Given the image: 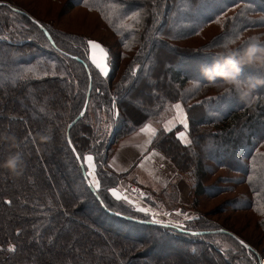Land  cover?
<instances>
[{"label": "trees", "instance_id": "16d2710c", "mask_svg": "<svg viewBox=\"0 0 264 264\" xmlns=\"http://www.w3.org/2000/svg\"><path fill=\"white\" fill-rule=\"evenodd\" d=\"M0 3V56L13 76L0 84V264H264L255 245L214 221L199 223V218L192 225L159 226L111 214L152 220L112 198L108 188L117 183V176L102 169L120 137L166 114L169 103L185 101L190 103V143L180 140L178 128L160 129L155 147L181 172L187 169L185 155L196 156L199 196L208 195L207 188L213 194L218 191L203 185L201 161L206 153L215 167L239 171L241 178L234 182L248 193L234 208L262 216L264 67L242 65L237 87L221 77L209 81L201 65H212L226 49H241L250 37L264 45V0H70L71 9L81 7L100 16L119 49L138 46L114 84L118 57L107 42L99 40L111 67L106 83L85 55L87 41L94 38L55 29L12 0ZM13 8L41 22L54 45L30 17ZM17 18L31 24L36 34L16 25ZM212 25L219 33L204 47L172 43L199 36ZM136 62L140 67L134 71L129 66ZM90 87L89 105L94 98L109 116L105 123L112 130L110 138H102L86 122L89 105L69 136L82 163L86 154L94 156L97 192L106 208L88 186L67 135ZM130 105L137 116L128 111ZM14 149L22 154V162L12 171L3 165ZM260 223L264 229V220ZM218 228L229 230L250 248L228 234L181 230ZM75 236L76 251L71 248Z\"/></svg>", "mask_w": 264, "mask_h": 264}, {"label": "rangeland", "instance_id": "374dc122", "mask_svg": "<svg viewBox=\"0 0 264 264\" xmlns=\"http://www.w3.org/2000/svg\"><path fill=\"white\" fill-rule=\"evenodd\" d=\"M70 0H12V2L17 3L20 6H23L25 9L29 10L36 16L45 20V22L51 24L55 29H59L65 32H73L76 34L83 35L85 37H92L91 41H95L102 45L99 40L107 42L112 48L113 51L116 53V57H118V71L116 73V77L113 78L114 83H117L125 72V68L127 67L128 62L133 58L137 51L138 46L132 45L131 47H122L119 49L120 46L116 44L115 38L110 34L111 32L104 26V22L95 12L86 10L85 8L76 7L71 9L68 6ZM16 25L20 26L22 29H26L29 32L35 33L36 31L31 24H28L24 19L17 18ZM219 33V28L215 25L209 26L206 28L203 33L199 36L194 38H190L187 40H176L175 42L172 41L174 45H181L186 47L192 48H199L205 44H208L211 39H213ZM110 34V35H109ZM41 35V34H40ZM86 42V40L84 41ZM103 46V45H102ZM204 47V46H203ZM104 48V47H103ZM93 51L95 52V56L97 61L101 63L107 64L109 69L108 75L110 73V65L108 63V58L105 61L103 53L99 50H92L89 45L88 48L85 49V55L88 59L92 62V55ZM218 52H222V50H217ZM120 52V56H119ZM0 69L4 71V73L0 70V84H6L9 80H13V76H10L7 72L10 68L4 66L5 61L1 59L0 56ZM93 64V63H92ZM94 68L98 70L99 75L103 80L104 78H108L104 76L99 69L93 64ZM14 67V66H13ZM140 67V64L136 62V64L130 65L129 68H133L136 71ZM73 68H77L74 67ZM2 73V74H1ZM80 76L82 72L78 70L77 72ZM83 76V75H82ZM81 77V76H80ZM84 77V76H83ZM112 80V81H113ZM86 82V81H85ZM107 83V81L105 80ZM89 87V84L88 86ZM193 89V88H192ZM114 93V92H113ZM145 98L144 96H141ZM112 99H115V94L112 95ZM181 105V112L178 113L175 105ZM190 103H186L185 101H179L176 103H169L166 108V114L162 113V115L158 118L149 120V125L153 126L157 129L155 136L152 138V141L149 144V151L153 150L158 153L162 158L166 160V163L172 164L171 170L175 172L176 179L167 183L162 181L158 182L159 185H154L151 180L149 179V189H146V184H140L137 182L136 178L129 175V172H117L111 168L110 161L118 155L119 153V145L122 143V140H125L128 136L134 134L139 129L134 130V132L120 137L116 144H114L110 148L109 158L107 166H102V169L109 171L110 173H114L117 176V183L119 184L121 181H124L129 187L133 184L128 191L134 198L142 199L148 202L155 212H157L160 216H156L154 219L150 213H144L138 210L132 203L128 202L126 199L116 198L111 190L115 185H112L108 188V191L112 198L119 202H123L127 204L129 207L133 209L134 212H137L141 215L151 217L152 220L161 221L165 223H176L180 226H187L192 225L195 223L197 219L200 218L199 223H204L206 221H214L218 224L232 229L240 234L243 238L247 241L251 242L255 247L259 249L264 257V229L261 227L260 221L264 220V210L262 211L261 215H255L251 212V210H244L238 211L234 208V203L236 200H239L240 197L245 195L247 192L244 189L245 186L239 185L234 182L236 179L241 178V174L239 171L235 172L232 169H221L215 167L213 160H210L207 153L205 157H202L201 164L203 165L205 177H202L203 185L207 187H215L217 193L213 194V190L210 191L207 188L209 194L199 196L196 194L195 185L197 184L199 177V173L197 175L194 170L200 169L198 159L196 160V156H189L185 155L186 158V167L187 169L183 172L179 170V166L172 160V158L161 150L155 147V137L160 129H164L166 131L175 130L178 128V136L180 138V133H184V140L180 138V140L184 144H189L191 139L188 134V111ZM132 107V105H130ZM135 108H128L131 115L137 116L139 113ZM115 111V109H114ZM202 111V109L200 110ZM129 113V112H128ZM203 113V112H202ZM114 112L113 117H116ZM186 116V127L179 123L180 119ZM109 116L102 113L99 107H97L94 98L91 100L89 105V114L86 122L91 123L94 126V129L98 130L99 134L102 135V138H110L111 135V128L109 124H106L105 121L108 120ZM109 122V120H108ZM101 129V130H99ZM168 129V130H167ZM170 129V130H169ZM187 137L189 140H187ZM15 152V149L13 150ZM17 152V151H16ZM10 153H13L10 151ZM171 154H174L173 151H170ZM209 154V153H208ZM91 155L92 154H86ZM95 167L90 168L88 170L94 172V177H89L91 180L94 178L99 181L100 179L97 175V163L94 160ZM168 164V165H169ZM113 170H111V169ZM87 170V171H88ZM172 172V173H173ZM164 177L167 178L169 176L168 171L163 170ZM160 177V176H158ZM162 178V177H160ZM0 184H3L0 182ZM166 184V185H165ZM95 187V186H94ZM100 187V186H99ZM146 187V188H145ZM96 188V187H95ZM212 188V189H213ZM128 189V187H127ZM97 190V188H96ZM244 193V194H243ZM149 217V218H150ZM194 222V223H193ZM220 229V228H218ZM78 230V228H77ZM216 230V229H214ZM82 235H87L89 239L91 238V234L87 231H82ZM76 240V244L72 243L71 248L72 250L76 251L78 247V236L74 237ZM91 240H96L92 236ZM99 238L97 237V241ZM226 246H232L229 243H224ZM80 248V247H79ZM43 252V251H42Z\"/></svg>", "mask_w": 264, "mask_h": 264}, {"label": "crops", "instance_id": "0c3cea01", "mask_svg": "<svg viewBox=\"0 0 264 264\" xmlns=\"http://www.w3.org/2000/svg\"><path fill=\"white\" fill-rule=\"evenodd\" d=\"M149 124L150 123L147 122L140 130L128 136L125 140H122V143L119 145L118 155L110 161V164L108 163V165L117 172H129V175L136 178L138 183L141 185L146 184V189H149V179L155 186L159 185L158 182L164 181L167 184L176 179L175 172L171 170L172 164L168 163V165L166 160L155 151H149V144L157 131L156 128ZM187 140H189L188 137ZM93 167H95L94 161ZM163 170L169 172L167 178L164 177ZM132 186L134 185L132 184L129 187L124 181H121L119 184L117 183L112 190L115 189L120 197H125L124 199L132 203L138 210L145 214L150 213L154 219H156V216H160L148 202L134 198L129 194L128 190ZM115 197L118 198L117 196Z\"/></svg>", "mask_w": 264, "mask_h": 264}, {"label": "clouds", "instance_id": "9594fccd", "mask_svg": "<svg viewBox=\"0 0 264 264\" xmlns=\"http://www.w3.org/2000/svg\"><path fill=\"white\" fill-rule=\"evenodd\" d=\"M219 59L212 65H201V71L209 81L221 77L230 84L240 86L238 79L242 65L264 67V45L257 37H250L245 45L239 50L226 49L218 54ZM22 162V154L15 152L9 154L4 161V167L15 171Z\"/></svg>", "mask_w": 264, "mask_h": 264}, {"label": "water", "instance_id": "95a60500", "mask_svg": "<svg viewBox=\"0 0 264 264\" xmlns=\"http://www.w3.org/2000/svg\"><path fill=\"white\" fill-rule=\"evenodd\" d=\"M1 4V3H0ZM14 11H17L19 13H22L24 15H27L28 17H30V19L36 23L43 31L44 33L46 34V36L48 37V39L51 41V43L54 45V41L51 37V35L49 34V31L46 29V27L41 23L39 22L38 20H36L35 18L29 16L27 13L17 9V8H13ZM77 58V57H76ZM90 94H91V87L87 93V98H86V101H85V104H84V107L82 109V111L80 112V114L69 124L68 126V130H67V135H68V139H69V142H70V145L76 155V157L79 155L78 152L76 151V149L73 147V144L71 142V139H70V129L72 128L73 125H75L80 119L81 117L84 116V114L86 113L87 111V108H88V105H89V101H90ZM80 157V156H79ZM78 159V158H77ZM80 161V164L82 166V162H81V159H78ZM83 174H84V178L88 184V186L90 187V189L92 190V192L94 193V195L98 198V200L102 203V205L106 208L104 202L102 201V199L100 198L96 188L94 186H90V181L91 179L88 177L87 175V171L84 169L83 167ZM111 214H115L116 216H119V217H122V218H125V219H128V220H131V221H134V222H137V223H141V224H147V225H159V226H169L170 224L169 223H165V222H161V221H156V220H146V219H140V218H135V217H129V216H126V215H123L121 213H117V212H114V211H109ZM183 232H187L189 234H193V235H203V234H208V233H223V234H228V235H231L232 237L236 238L242 245L246 246L247 248H250V246L245 243L243 240H241L239 237H237L235 234H233L232 232H230L229 230L225 229V228H220V229H216V230H206V231H189V230H184V229H181ZM243 242V243H242Z\"/></svg>", "mask_w": 264, "mask_h": 264}, {"label": "snow or ice", "instance_id": "6c2138e0", "mask_svg": "<svg viewBox=\"0 0 264 264\" xmlns=\"http://www.w3.org/2000/svg\"><path fill=\"white\" fill-rule=\"evenodd\" d=\"M87 44L89 45V47L92 50L99 49L103 53V56H104L105 61L107 60L108 52H107L106 49L103 48L102 45H100L99 43H97L95 41H91V40L87 41ZM91 59H92V63L95 64V66L99 69V71L104 76H107L109 69L107 67L106 62L105 63H101V62L97 61L94 51H93V55H92ZM175 108L177 109V112L178 113H180L182 111L181 110V105H179V104L175 105ZM185 121H186V116L184 118L180 119L179 123L181 125H183V126L186 127L187 125H186ZM179 135H180V138L183 139L185 134L184 133H180ZM77 158L80 159L79 155L77 156ZM93 161H94V158L91 155L84 156L83 157L82 167H85L86 170H88L90 168H93ZM87 175H88V177H94V172L88 170L87 171ZM90 186H95L96 188H99V186H100L99 185V181L93 178L90 181ZM112 194L114 196H117L118 198H121V199H124L125 198V197H120L119 193L115 189L112 190ZM7 203H11V201H8Z\"/></svg>", "mask_w": 264, "mask_h": 264}]
</instances>
